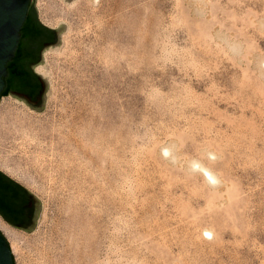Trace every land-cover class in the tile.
Masks as SVG:
<instances>
[{
	"label": "rangeland",
	"instance_id": "obj_1",
	"mask_svg": "<svg viewBox=\"0 0 264 264\" xmlns=\"http://www.w3.org/2000/svg\"><path fill=\"white\" fill-rule=\"evenodd\" d=\"M34 10L64 30L43 110L0 98V172L41 204L13 264H264V0Z\"/></svg>",
	"mask_w": 264,
	"mask_h": 264
},
{
	"label": "flooded vegetation",
	"instance_id": "obj_2",
	"mask_svg": "<svg viewBox=\"0 0 264 264\" xmlns=\"http://www.w3.org/2000/svg\"><path fill=\"white\" fill-rule=\"evenodd\" d=\"M25 36L17 45V57L12 65L9 82V95L21 100L31 108L40 110L44 95L45 83L37 72L43 64L45 52L57 42V31L44 27L34 11L32 0H29ZM13 59V60H14ZM5 88V87H4ZM4 90V89H3ZM18 192L17 203L20 205L13 214L11 223L0 211V220L8 226L27 230L33 224L34 207L30 194Z\"/></svg>",
	"mask_w": 264,
	"mask_h": 264
},
{
	"label": "water",
	"instance_id": "obj_3",
	"mask_svg": "<svg viewBox=\"0 0 264 264\" xmlns=\"http://www.w3.org/2000/svg\"><path fill=\"white\" fill-rule=\"evenodd\" d=\"M64 1L68 3L70 0H64ZM34 3L35 0H32L33 8H34ZM28 6H29V0H0V95L5 87L4 78L7 75L6 64L14 57V53L19 43L20 30L27 17ZM63 30H64L63 25H60V27L56 30L57 40H58V35L61 32H63ZM56 45L57 42L48 50H51ZM43 81L45 83V88H44V95L40 110H43L44 108L45 91L48 87V83L46 79H43ZM28 193L32 197L31 199L34 207V219L32 226L24 231L31 232L36 225V221L39 212L41 210V204L35 196H33L30 192ZM2 222L4 223V221ZM0 264H13L11 250L1 232H0Z\"/></svg>",
	"mask_w": 264,
	"mask_h": 264
},
{
	"label": "trees",
	"instance_id": "obj_4",
	"mask_svg": "<svg viewBox=\"0 0 264 264\" xmlns=\"http://www.w3.org/2000/svg\"><path fill=\"white\" fill-rule=\"evenodd\" d=\"M27 20V18H26ZM26 20L24 21L22 28L20 30V39H22L25 34V25ZM17 57V49L14 53V57L6 64L7 75L4 78L5 88L2 91L0 98L9 95V82L12 73V65L15 61L14 58ZM14 59V60H13ZM21 191L23 193L29 194L23 187L19 184L15 183L7 176H5L2 172H0V211L7 216L8 220L12 218L13 214L17 213V209L19 208V204L17 203L18 192ZM11 223L12 220H9ZM13 225H15L13 223Z\"/></svg>",
	"mask_w": 264,
	"mask_h": 264
},
{
	"label": "bare ground",
	"instance_id": "obj_5",
	"mask_svg": "<svg viewBox=\"0 0 264 264\" xmlns=\"http://www.w3.org/2000/svg\"><path fill=\"white\" fill-rule=\"evenodd\" d=\"M67 7H61V8H59L60 10H55V11H53L54 13H56V14H62L63 12H64V9H66ZM47 9H53L52 7H47ZM67 10V9H66ZM47 54V53H46ZM46 54L44 55V59H46ZM207 173V172H206ZM212 175V174H211ZM213 176V175H212ZM210 178H212L211 176H210ZM213 179V178H212ZM214 182H215V180H214ZM0 229L5 233V234H7V235H11V236H13L14 238H17L18 240L19 239H21V237L20 236H18L15 232H13V231H11L1 220H0Z\"/></svg>",
	"mask_w": 264,
	"mask_h": 264
}]
</instances>
